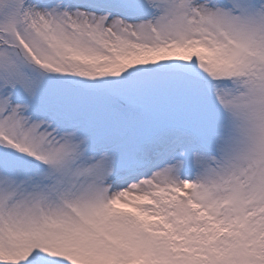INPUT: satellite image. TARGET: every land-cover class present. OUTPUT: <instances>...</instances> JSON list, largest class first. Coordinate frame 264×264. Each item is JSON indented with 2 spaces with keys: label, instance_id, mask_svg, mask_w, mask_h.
<instances>
[{
  "label": "snow or ice",
  "instance_id": "6c2138e0",
  "mask_svg": "<svg viewBox=\"0 0 264 264\" xmlns=\"http://www.w3.org/2000/svg\"><path fill=\"white\" fill-rule=\"evenodd\" d=\"M0 264H264V0H0Z\"/></svg>",
  "mask_w": 264,
  "mask_h": 264
}]
</instances>
